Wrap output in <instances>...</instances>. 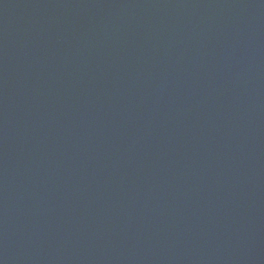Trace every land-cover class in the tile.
Here are the masks:
<instances>
[{
	"label": "water",
	"instance_id": "95a60500",
	"mask_svg": "<svg viewBox=\"0 0 264 264\" xmlns=\"http://www.w3.org/2000/svg\"><path fill=\"white\" fill-rule=\"evenodd\" d=\"M0 264H264V0H0Z\"/></svg>",
	"mask_w": 264,
	"mask_h": 264
}]
</instances>
